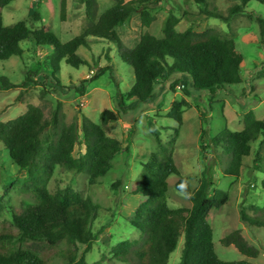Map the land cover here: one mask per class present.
<instances>
[{
	"label": "rangeland",
	"instance_id": "obj_1",
	"mask_svg": "<svg viewBox=\"0 0 264 264\" xmlns=\"http://www.w3.org/2000/svg\"><path fill=\"white\" fill-rule=\"evenodd\" d=\"M151 1L155 20L150 27L144 26L140 12L134 13L117 27L125 48H133L146 30L160 35L165 18L173 10L181 18L180 29L192 25L197 31L216 28L224 37L235 38L237 48L244 56L242 82L229 85L218 91L216 96H211L207 91L193 88L191 82L187 83L190 77L179 73L158 84L150 100L126 101V110L122 112L121 119L104 125L110 136L123 143L122 150L114 157L113 168L104 176L92 180L86 173L58 166L47 180L51 192L71 189L101 207L93 222L97 240L92 248L87 252V246L82 243L68 245L63 241L50 246L45 241L20 238L15 239L12 245L41 254L47 264H69V250L75 251L78 257L84 254L89 264H127L116 259L113 252L121 242L140 238V232L132 226L131 220L141 197L133 194L132 189L140 181L143 165L150 161L151 153L158 150V139H162L174 149L175 162L192 190L197 189L205 179L212 188L229 194L228 203L212 209L208 217L218 256L226 261L248 260L264 264V227L249 226L241 219L242 208L253 214L256 209L264 207V174L257 168L264 162V135L252 143L251 154L244 158L238 177L225 174L230 155L223 146L213 145V138L223 130H242L243 118L248 111H254L257 118L264 120V44H259L260 26L254 17L264 16V3L250 1L246 11L227 24L221 19L204 18L195 0ZM208 1L224 13L237 3L234 0ZM97 2L100 15L116 5L118 0ZM3 14L6 25L24 20L32 29L45 26L53 30L64 41L82 33L88 25L85 5L78 0H15L4 9ZM21 46L25 50L23 59L13 56L0 60V77L5 76L16 84L9 90L0 89L2 121L19 117L28 105L33 104L39 106L49 120L58 110L61 125L71 123L76 118L81 124L83 116L103 125L102 111H120L118 94H125L134 84L133 69L120 59L117 47L101 40L93 42L89 48L79 49L88 65L77 69L61 62L60 84L51 77L44 79L43 84L31 82L24 89L22 83L28 70L37 68L45 60L47 51L40 53L28 41L22 42ZM108 65L112 70L100 74V70ZM46 69L44 66L45 73ZM44 72L41 70L40 74ZM84 79L93 80L87 93L82 95L77 87ZM182 101L187 104L183 107V124L179 126L175 119L169 117V113L175 103ZM175 137L174 144L170 143ZM84 151V146L77 145L74 155L79 156ZM116 181H120V185L114 188ZM177 181L176 175L168 178L169 205L173 208L191 207L189 197L177 190ZM30 186L28 172L13 162L0 141V233L15 230L12 224L14 212H21L27 206L38 203ZM235 229H241L244 237L260 250L257 258H249L234 245L222 243V239ZM184 242L182 235L171 255L172 264L180 262Z\"/></svg>",
	"mask_w": 264,
	"mask_h": 264
},
{
	"label": "trees",
	"instance_id": "obj_2",
	"mask_svg": "<svg viewBox=\"0 0 264 264\" xmlns=\"http://www.w3.org/2000/svg\"><path fill=\"white\" fill-rule=\"evenodd\" d=\"M14 1L0 0V60L13 56L23 59L25 50L21 43L25 41L31 42L40 53L47 51L45 60L37 68L28 70L22 83L24 89L31 82L43 84L44 79L51 77L60 84L61 62L77 69L88 65L79 49L89 48L93 42L101 40L115 45L120 59L134 72L132 88L125 94H118L120 111H102L103 125L86 116H83L81 124L76 118L71 123L61 125L58 110L49 120L44 111L33 104L28 105L27 110L15 119L0 120V141L13 162L28 172L30 190L38 199L37 204L12 214L15 230L0 233V264H47L41 254L12 243L18 238L45 241L50 246L63 241L68 245L82 243L87 246L88 252L97 240L93 222L101 209L97 203L82 197L77 191L64 189L51 192L47 180L56 168L64 166L71 171L86 173L92 180L104 176L113 168L114 157L123 147L121 140L110 136L104 125L121 119L122 112L126 110V101L150 100L158 84L179 73L190 77L187 83L191 82L193 88L216 96L218 91L229 85L242 82L244 56L238 50L235 38L224 37L216 28L197 31L192 25L180 29L181 18L173 10L165 18L160 35L146 30L133 48H125L117 27L136 12H140L144 26L150 27L155 20L151 0H118L116 5L100 15L97 0H78L85 5L88 25L82 33L65 41L45 26L32 29L24 20L6 25L3 11ZM195 1L201 7L204 18L221 19L227 24L236 15L244 13L250 1L264 3V0H234L237 3L224 13L208 0ZM36 15L40 17L37 12ZM254 17L260 26L259 44H264V16ZM41 70L43 75L40 74ZM106 70H112L111 65L100 70V74ZM92 80L84 79L77 87L78 92L86 94ZM14 87L16 84L9 78L0 77V89ZM186 104L184 101L175 103L169 113V117L175 119L179 126L183 124V107ZM243 122L242 130L227 128L213 138V145L223 146L230 155L226 175L240 176L244 158L251 154L252 143L264 135V120L257 118L254 111H248ZM175 141L176 137L170 143L174 144ZM158 143V150L151 153L150 161L143 165L139 183L132 189L133 194L141 197L131 220L132 226L140 232V238L121 242L113 252L114 257L127 264H172L171 255L184 235L185 242L178 264H256L248 260L226 261L218 256L208 217L212 209L228 203L229 194L212 188L205 179L197 189L192 190L175 162L174 149L162 139H158ZM77 145L85 147L79 156L74 155ZM257 158L261 161L260 157ZM260 164L257 168L264 174V162ZM171 175L178 177L176 188L189 197L191 207L173 208L169 205L168 178ZM119 185L120 181H116L113 187ZM262 187L264 189V178ZM241 219L249 226L264 227V207L256 209L253 214L242 208ZM222 243L234 245L249 258L260 255V250L244 237L241 229L231 231L222 239ZM67 257L69 264H89L84 254L78 257L75 251L69 250Z\"/></svg>",
	"mask_w": 264,
	"mask_h": 264
}]
</instances>
